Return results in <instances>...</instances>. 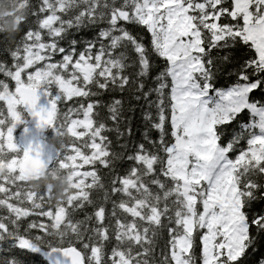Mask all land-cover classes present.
<instances>
[{"label": "trees", "instance_id": "trees-1", "mask_svg": "<svg viewBox=\"0 0 264 264\" xmlns=\"http://www.w3.org/2000/svg\"><path fill=\"white\" fill-rule=\"evenodd\" d=\"M191 1L205 4L225 33L215 38L212 27H199L198 80L210 92L255 85L248 100L264 109V66L240 33L244 21L232 15V0ZM135 6L0 0V264H48L35 248L68 246L85 264H204L206 193L189 207L168 172L171 61L133 15ZM37 73L51 107L42 133L54 162L44 175L26 177L18 134L30 116L12 97ZM257 132L247 108L215 125L219 148L240 160L233 175L247 224L241 254H223L217 264H264V166L242 160Z\"/></svg>", "mask_w": 264, "mask_h": 264}, {"label": "rangeland", "instance_id": "rangeland-1", "mask_svg": "<svg viewBox=\"0 0 264 264\" xmlns=\"http://www.w3.org/2000/svg\"><path fill=\"white\" fill-rule=\"evenodd\" d=\"M133 1V15L149 27L155 46L171 61L175 141L168 150V172L179 181L189 207H193L196 194L206 193L200 219L205 229L204 264H217L223 254L235 259L243 250L247 229L233 175L240 160L229 161L226 150L219 148L215 125L228 121L244 108L250 110L257 117L258 132L242 160L264 166V109L248 100L255 85L210 92L208 85L198 80L203 72L198 55L202 50L199 27H212L215 38L225 35L217 26V17L215 21L211 19L205 4L191 0ZM210 2L214 7L219 0ZM232 4V15H240L244 21L242 37L255 46L264 66V0H232ZM41 77L40 73L29 76L28 85L19 88L12 99L26 107L31 124L43 129L51 107L45 103ZM188 224L191 228L192 218ZM186 243V239L182 241L184 249ZM177 262L185 264L181 259Z\"/></svg>", "mask_w": 264, "mask_h": 264}, {"label": "water", "instance_id": "water-1", "mask_svg": "<svg viewBox=\"0 0 264 264\" xmlns=\"http://www.w3.org/2000/svg\"><path fill=\"white\" fill-rule=\"evenodd\" d=\"M19 141L25 150L20 170L26 177H38L48 172L54 162V149L43 137L42 129L31 124L19 130ZM48 264H85L83 253L75 246L50 250L35 248Z\"/></svg>", "mask_w": 264, "mask_h": 264}]
</instances>
